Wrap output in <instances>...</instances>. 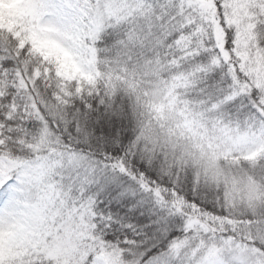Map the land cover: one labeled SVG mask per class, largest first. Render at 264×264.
Returning a JSON list of instances; mask_svg holds the SVG:
<instances>
[{
    "label": "snow or ice",
    "instance_id": "obj_1",
    "mask_svg": "<svg viewBox=\"0 0 264 264\" xmlns=\"http://www.w3.org/2000/svg\"><path fill=\"white\" fill-rule=\"evenodd\" d=\"M0 264H264V0H0Z\"/></svg>",
    "mask_w": 264,
    "mask_h": 264
}]
</instances>
